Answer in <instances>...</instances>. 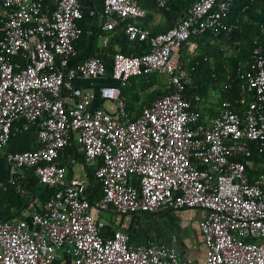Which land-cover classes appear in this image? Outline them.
<instances>
[{"label": "built area", "instance_id": "obj_1", "mask_svg": "<svg viewBox=\"0 0 264 264\" xmlns=\"http://www.w3.org/2000/svg\"><path fill=\"white\" fill-rule=\"evenodd\" d=\"M156 3L169 9L170 0ZM233 6L192 0L169 28L155 31L143 24L152 11L139 0H104V28L146 46L116 51L108 62L80 58V0H55L53 8L46 0H0V150L19 121L22 130L35 127L38 139L36 148L6 152L5 185L33 172L55 188L25 216L0 219V264H58L64 256L59 264H264V172L249 160L264 154V44L254 40L249 68L237 69L241 97L223 98L210 119L206 98L188 96L196 79L182 63L183 44L197 49L192 37L229 36L239 27L229 18ZM151 73L167 77L168 91L134 115L124 88ZM82 81H98V92ZM97 97L110 106H95ZM72 140L102 184L99 199L89 198L88 175H70L60 159ZM162 208L205 210L203 258L154 241L134 244L122 229L104 232L102 212Z\"/></svg>", "mask_w": 264, "mask_h": 264}, {"label": "trees", "instance_id": "obj_2", "mask_svg": "<svg viewBox=\"0 0 264 264\" xmlns=\"http://www.w3.org/2000/svg\"><path fill=\"white\" fill-rule=\"evenodd\" d=\"M191 2L192 0H170L169 9H161L169 20H177L184 14ZM97 3L102 10L104 0H98ZM46 4L53 8L55 0H46ZM139 4L146 9L157 7L156 0H139ZM245 6L247 8L243 11ZM229 18L230 21L238 20L239 24V27L229 36L223 33L216 37L212 32L207 31L202 35L192 37V40L198 46L195 52L191 56L189 55L190 58L186 56L188 44L185 43L182 46V63L196 79V85L190 89V94H188L191 98L195 93L207 98L211 88L220 92L219 100L223 98L234 100L241 97V80L237 69L238 67L249 68L254 40L258 39L264 44V0H234ZM82 19L83 17L79 20L82 29L79 42L85 37ZM1 38L2 31H0ZM139 45L141 46L139 52L146 49L144 42ZM77 48L79 51V46ZM92 55L94 54H80V58ZM109 66L111 67V63H108ZM110 73L111 68L108 70V74ZM160 75L162 74L151 73L133 77L130 79L128 86L124 88L128 107L130 111L134 112V115H138L139 109L141 111L144 106L150 105L158 95L165 94L168 91L167 85L165 90L155 89L156 91L150 93L147 99H143L139 94L140 91L143 92L154 86ZM108 81V83L114 82L111 77L108 78ZM64 152L69 153L71 158L75 156L77 161L84 163L90 181L89 198L91 201L99 199L102 196V184L95 176V169L86 164L85 155L82 151L80 152L79 145L72 140ZM249 160H253L256 165L264 163V154L254 151V155L249 157ZM62 163L66 165L65 161H62ZM261 171L264 172V168H261ZM252 172L257 173L260 170L255 169ZM54 191V187L41 184L39 178L33 172H30L18 184H8L5 187H0V219L23 215L26 210L33 207V197L35 201L44 203ZM104 232L110 235L113 230L107 225Z\"/></svg>", "mask_w": 264, "mask_h": 264}, {"label": "crops", "instance_id": "obj_3", "mask_svg": "<svg viewBox=\"0 0 264 264\" xmlns=\"http://www.w3.org/2000/svg\"><path fill=\"white\" fill-rule=\"evenodd\" d=\"M97 1L80 0L83 10L82 24L85 29V37L77 45L79 46V53L81 55H99L108 62H111L116 51L138 53L141 50V46L137 42H130L122 29L106 30L104 28V19ZM148 10L152 11V15L142 19V22L155 31L166 30L176 21V19L169 20L162 9L157 7ZM1 19L0 9V31L2 26ZM194 52L189 50L188 53L191 56ZM188 53L186 56L190 58ZM81 83L85 88L98 92V81H82ZM139 94L142 96L141 91ZM219 98L220 92L211 88L204 105V112L208 119L216 115L217 107L221 101ZM105 102L107 101H102L97 97L94 105L108 108L110 103L107 102L105 105ZM21 126V121L15 124L9 143L0 150V187L6 186V181L10 176V170L5 160L6 152L29 150L38 146L36 128L31 127L28 130H22ZM60 159L66 162L70 175L87 174L84 163L77 161L75 156L71 158L69 153L63 152ZM78 163L82 165L81 168H78ZM254 167L258 169L264 168V163L256 165L254 162ZM33 201L32 210L37 208L39 204V201H35V198ZM25 212L21 216H25ZM149 214V216L145 213L122 214L111 209L102 212L101 216L112 230L122 229L128 232L134 244L154 241L178 248L185 258L201 259L205 256L207 246L199 229V222L204 218L205 210L200 208H162ZM60 259L58 264L65 263L68 260L67 256Z\"/></svg>", "mask_w": 264, "mask_h": 264}, {"label": "rangeland", "instance_id": "obj_4", "mask_svg": "<svg viewBox=\"0 0 264 264\" xmlns=\"http://www.w3.org/2000/svg\"><path fill=\"white\" fill-rule=\"evenodd\" d=\"M188 52H189V50H188ZM188 55H190V53H188ZM167 77L166 76H164V75H160L159 77H158V79H157V82L155 83V85L154 86H152V87H150V88H148L147 90H145V91H143L142 92V98L143 99H147V96L150 94V93H153L154 92V90L156 89H160V90H165V88H167ZM155 90V91H156ZM107 104V102H105V105ZM78 168H81L82 167V165L80 164V163H78ZM145 214H147V216H149L150 214L149 213H145Z\"/></svg>", "mask_w": 264, "mask_h": 264}, {"label": "water", "instance_id": "obj_5", "mask_svg": "<svg viewBox=\"0 0 264 264\" xmlns=\"http://www.w3.org/2000/svg\"><path fill=\"white\" fill-rule=\"evenodd\" d=\"M33 199H34V197H33Z\"/></svg>", "mask_w": 264, "mask_h": 264}]
</instances>
